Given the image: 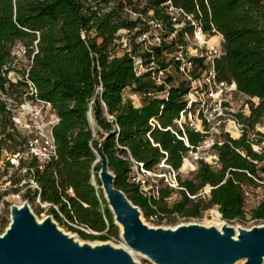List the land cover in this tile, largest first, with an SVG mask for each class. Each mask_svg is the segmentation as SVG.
I'll list each match as a JSON object with an SVG mask.
<instances>
[{
  "label": "trees",
  "instance_id": "1",
  "mask_svg": "<svg viewBox=\"0 0 264 264\" xmlns=\"http://www.w3.org/2000/svg\"><path fill=\"white\" fill-rule=\"evenodd\" d=\"M165 1L0 0V69L11 59L13 44L21 42L26 55L32 56L28 78L38 96L51 103L59 118L53 127L57 158L48 161L37 174L40 190L26 191L25 198L34 200L39 193L41 201L51 204L48 211L60 223L64 222L53 205L67 217L98 232L86 233L70 226L82 237L108 239L118 235V226L113 222L97 176L100 165L94 163L101 139L115 186L146 217L154 212L151 205L168 217L173 214L195 217L217 205L222 218L244 219L242 185L256 186L254 178H259L262 172L257 164L264 159V151H253L243 134L214 146L219 168L213 169L199 161L192 179L181 180L178 176L179 196L170 204L167 198L174 188L160 184L158 195L148 199L129 180L130 158L151 168L165 156L166 162L177 170L189 149L170 130L174 128L173 119L185 105L182 100L187 89L185 83L172 86L166 98L146 97L135 107L129 99L123 100V89L134 85L135 91L144 92L155 85L147 74L135 76L133 60L127 52L112 56L110 52L119 28L133 29L143 23L141 17L125 16V7L171 27L162 5ZM171 2L192 14L203 31L222 35L223 54L215 60V69L220 79L234 81L240 93L259 98L257 105L250 104L248 116L240 114L249 128H253L264 117V0ZM100 3L109 9L103 12ZM187 29L191 31L192 26ZM154 49L160 52L159 47ZM98 86L101 90L96 92ZM89 110L94 125L89 120ZM3 114L0 101V116ZM152 117L158 125L151 126ZM185 133L193 146L203 137L188 127ZM4 141L0 140V149ZM93 175L97 186L91 182ZM205 184L211 185L209 192L196 195ZM68 188L73 194L67 192ZM186 192L196 196L189 197ZM249 216L264 219V186L262 198L250 208Z\"/></svg>",
  "mask_w": 264,
  "mask_h": 264
},
{
  "label": "built area",
  "instance_id": "2",
  "mask_svg": "<svg viewBox=\"0 0 264 264\" xmlns=\"http://www.w3.org/2000/svg\"><path fill=\"white\" fill-rule=\"evenodd\" d=\"M100 4L102 5V3ZM162 5L169 16L171 27L161 20L145 18L140 13L125 7L126 12L132 13L134 18L141 17L142 26L137 25L133 29L119 28L115 32L110 49L111 56L120 55L112 51L116 49V46L123 51L122 53L127 52L131 55L135 76L140 77L147 74L155 85L153 89H147L144 92L133 91L131 95H127L124 91L126 89L134 90V85L126 86L123 89V100L129 99L135 107L140 106L143 98L146 97L166 98L168 90L179 82L185 83L187 88L182 95L185 105L179 111L178 116L173 119L174 128H170V130L189 147L187 153L190 155L185 154L182 157L181 166L177 170L166 162L165 156L151 168H146L141 162L130 158L129 180L137 184L141 194L148 199L158 195L159 181L160 184H166L171 188H180L178 176L185 161L188 162L185 168L190 170L195 169L199 161L208 164L213 169L219 168V157L214 146L222 144L228 138L236 139L245 134L253 151H264V123L258 121L254 123L253 128H249L240 116V114L248 116L250 104L257 105L259 98L240 93L234 81L220 79L217 75L215 60L223 54L222 35L215 29H212L216 32L213 35L203 31L192 14L174 6L171 0H166ZM102 6H104L103 12L109 9V6ZM189 26H192L191 31L187 29ZM131 33L134 35L128 38ZM214 35L218 36L217 40L209 42L210 37ZM136 44H140V46L143 44L141 49L143 52L138 53L133 50V46ZM170 44H173L172 52L169 50ZM165 45L166 47H163ZM14 46L17 48V53L15 54L11 49V59L1 67L0 77L5 80V83L24 85L27 92L20 100L0 89L3 111L10 120L9 130L14 131V128H19L23 134V142L15 151L8 152L2 147L0 149V222L6 216L11 204L23 201L21 198L25 197L26 191L37 190L38 192L40 190L36 180L37 174L43 170L48 161L57 158L53 127L59 118L51 103L38 96L34 83L28 78L32 56L29 58L26 55V48L21 42L14 43L12 48ZM154 47H159L160 52H157ZM18 55L27 58L26 65L19 74L13 67V63L19 59ZM100 90L101 86H98L96 92ZM236 92L248 98V104H245L247 113H237L232 106L231 95ZM92 102L93 100L89 103L90 107ZM236 114L239 115V118ZM88 117H91L90 110ZM108 117L112 118L111 115ZM149 123L151 126L158 125L154 117L150 118ZM229 125H232L233 128H230ZM186 127L202 134L203 137L196 146L188 143ZM237 151L244 155L242 150L237 149ZM198 152L210 153L202 157L198 155ZM155 169L158 172H155ZM263 177L264 172H261L259 178H254L257 185L253 186L255 188L253 189H260V191H256V194H253L252 188L242 185L244 202L249 204V206L243 205L244 219L226 220L222 218L217 205H213V210L218 211L222 220L229 223L245 222V220L264 223V219H252L249 216L250 208L262 198ZM210 188L211 186L207 191ZM200 191L196 195L208 193L207 191L203 192L202 189ZM67 192L73 194L71 188H68ZM186 193L189 197L196 196ZM24 200L28 201L27 198ZM34 201L43 207L51 205L41 201L39 193H36ZM53 207L68 226L76 227L87 233H98L80 224L75 218L67 217L56 205ZM151 207L154 212L146 217L147 220L163 222L168 218V214L156 208L155 205H151ZM173 215L179 217L177 214Z\"/></svg>",
  "mask_w": 264,
  "mask_h": 264
},
{
  "label": "water",
  "instance_id": "3",
  "mask_svg": "<svg viewBox=\"0 0 264 264\" xmlns=\"http://www.w3.org/2000/svg\"><path fill=\"white\" fill-rule=\"evenodd\" d=\"M89 120L94 125L92 116ZM102 141L95 151L97 176L127 248L109 242L80 243L50 215L38 222L23 200L10 205V221L0 233V264H140L130 250L154 264L264 263V224L243 227L224 220L220 227L197 222L164 227L145 222L140 207L115 186Z\"/></svg>",
  "mask_w": 264,
  "mask_h": 264
},
{
  "label": "rangeland",
  "instance_id": "4",
  "mask_svg": "<svg viewBox=\"0 0 264 264\" xmlns=\"http://www.w3.org/2000/svg\"><path fill=\"white\" fill-rule=\"evenodd\" d=\"M125 16H127L129 18L135 17L132 13L131 14L125 13ZM140 24H141V22L139 23L138 26L141 27L142 24L141 25ZM152 32H153V30H152ZM133 35L134 34L131 33L128 38H131ZM150 35H148L149 40H151ZM15 43H19V41H16ZM142 47H143V44L141 46H140V44L139 45L136 44V47L133 46V50L138 52V53H141V52H143L141 50ZM139 49H140V51H139ZM169 50H170V52H172L171 50H173V44L169 45ZM12 51L16 54L17 48L14 46L12 48ZM112 51H113V53L116 52V54H121L123 52L117 46H116V49H113ZM18 57H19V59L17 62L13 63V67L16 70V72H18V74H19V73H21V71H23V69L26 65L27 58H26V56L22 57V55H18ZM24 87L25 86L22 84L5 83V80L0 77V89L5 91L8 94L14 95L15 97H17L20 100L23 98L24 95H26V92H27L24 89ZM133 91H135V90L131 91V90L126 89L124 92H126L127 94H132ZM231 103H232V106L234 107V109L237 111V113H242V112L247 113L245 104H248V98L246 96L239 94L237 92L233 93L231 95ZM236 115L239 118V115L238 114H236ZM260 122L264 123V117L260 120ZM9 127H10V120H9L8 115L5 114V112H4V114L2 116H0V140L6 139V141H4V143L1 145V147L4 148L8 152L9 151H15L16 149H18L23 142L22 130L19 128H14V131H10ZM208 153H210V152H198V155L203 157V156H207ZM187 155L189 156L190 154L187 153ZM257 166H258V168H260L259 172H261V171L264 172V159L261 162H259L257 164ZM196 169H197V167L193 170H190L187 168L181 169L179 171L180 179L181 180L192 179L194 177L193 175H194V172L196 171ZM214 169H217V168H214ZM155 172H158V171L155 169ZM262 179H264V177ZM91 182L94 183L95 186H97L94 175L91 176ZM158 185L160 186V181H159ZM244 185H246L252 189L254 188L253 185H251V184H244ZM210 186H211L210 184H205L202 186L201 189L204 192V191H207ZM254 189H253V191H254L253 194H256V191L257 192L260 191V189H257V190H254ZM199 192H201V191L198 190L197 194ZM207 192H209V191H207ZM203 194H207V193L204 192ZM178 196H179V193L177 192V188H175L174 192L171 194L170 198L167 199V203L170 204ZM24 198L25 197L22 196L21 199L24 200ZM20 203L15 202V204H20ZM28 203H29L31 211L34 213V215L39 220L43 219L47 215H50L60 229H62L64 232H66L70 235H74L81 242H89V243L109 242L114 246H123V247L127 248V246L125 245V243L123 242V240L120 237L121 228L119 226H118V235L110 236L108 239L85 238V237H82V235L78 231L71 229L70 226H68L66 223H60L59 221H57L55 219V217L48 211L47 206L43 207L39 203L35 202L34 200L28 201ZM243 204L245 206H249L248 203L244 202V199H243ZM213 209H214V206H211L205 210H202L201 214L199 216H195V217H192V216H190V217L170 216L166 220H164L163 222H153L151 220H147V218L144 215L141 208H140V212H141V218L144 219L145 222H148L149 225H161L164 227H166V226L173 227L179 223H188V222H197V223H202L205 225L216 224V221L220 220V218H218V214L216 213L218 211L213 210ZM9 221H10V214H9V211H7L6 216H4L3 220L0 222V233H2L4 231V229L7 227ZM230 223H232L234 225L239 224L243 227H251L253 225L264 224L262 222H251L249 220H245V222L234 221V222H230ZM89 233L96 234L95 232H89ZM130 252L134 255V258L140 262V264H154L149 259H147V258H145L139 254H136L131 250H130ZM241 263H242V261H238L236 264H241Z\"/></svg>",
  "mask_w": 264,
  "mask_h": 264
},
{
  "label": "bare ground",
  "instance_id": "5",
  "mask_svg": "<svg viewBox=\"0 0 264 264\" xmlns=\"http://www.w3.org/2000/svg\"><path fill=\"white\" fill-rule=\"evenodd\" d=\"M217 38H218L217 35L211 36L210 39H209V42H214V41L217 40ZM229 127H230V128H233L232 125H229ZM187 164H188V162L185 161V163H184V165H183V169H185V167H186ZM20 204H21V203H20ZM218 217L220 218V220H217V221H216V224H214V225L220 227V226L224 223V220H222V218L220 217V214H218ZM36 220H37L38 222H41V221H42V219L39 220L37 217H36ZM218 224H219V225H218ZM77 240L81 243V241H80L79 239H77Z\"/></svg>",
  "mask_w": 264,
  "mask_h": 264
},
{
  "label": "crops",
  "instance_id": "6",
  "mask_svg": "<svg viewBox=\"0 0 264 264\" xmlns=\"http://www.w3.org/2000/svg\"><path fill=\"white\" fill-rule=\"evenodd\" d=\"M127 95H131V94H127Z\"/></svg>",
  "mask_w": 264,
  "mask_h": 264
}]
</instances>
